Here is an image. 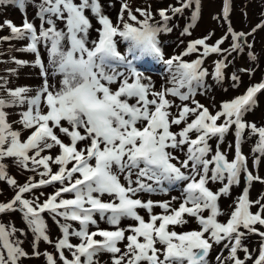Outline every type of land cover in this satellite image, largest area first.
Listing matches in <instances>:
<instances>
[{
    "label": "snow or ice",
    "instance_id": "1",
    "mask_svg": "<svg viewBox=\"0 0 264 264\" xmlns=\"http://www.w3.org/2000/svg\"><path fill=\"white\" fill-rule=\"evenodd\" d=\"M114 2L0 0V7L22 13L20 26L0 21V31L10 32L0 42L26 41L15 51L33 54L34 60L11 61L38 68L41 79L34 88H9L10 81L0 78V182L12 192L0 200V264L41 257L44 264H264V192L250 197L255 183L264 185L259 174L264 124L245 119L264 93V80L218 109L196 99L197 89L201 95L215 86L227 91L226 79L239 88L242 74L252 78L259 57L249 37L264 31V20L247 32L236 30L232 0H223L222 14L213 16L222 34L216 37L210 29L203 37L181 40V52L166 58L161 34L171 33L174 18L191 10V23L180 32L191 37L202 0H175L155 13L137 8L140 18L121 0L115 20L109 15ZM27 3L36 9L31 19ZM137 50L163 66L171 87H155ZM193 54L190 62L184 59ZM211 56L216 58L209 71L205 62ZM243 56L249 67H235ZM229 67H234L230 74ZM9 76L18 78V69ZM13 107L19 120L9 122L13 113L6 109ZM25 130L29 134L22 138ZM230 133L233 141L222 148ZM6 160L19 174L28 173L23 182L9 172ZM172 191L179 194L150 198ZM229 197L225 209L220 201ZM17 212L25 228L8 215ZM45 214L59 237L51 236ZM192 222L197 229L176 230ZM253 238L258 249L248 246ZM41 242L51 250H40Z\"/></svg>",
    "mask_w": 264,
    "mask_h": 264
},
{
    "label": "rangeland",
    "instance_id": "2",
    "mask_svg": "<svg viewBox=\"0 0 264 264\" xmlns=\"http://www.w3.org/2000/svg\"><path fill=\"white\" fill-rule=\"evenodd\" d=\"M11 0H9V3ZM129 5V8L139 17V14L135 12L137 8H143V9H151L154 11L158 9H165L168 7L169 3H175V0H124ZM222 4L223 0H202V13L201 17L196 21V26L191 30L192 36H180V32L185 26L186 23H191L190 20V11L191 10H185V14L183 17L176 16L174 20L172 21L173 24L177 25L174 30L169 34H161V39L163 41L164 47L162 48V51L166 54V58L171 57L173 54H179L181 50L185 47V44H181L180 41L183 40L185 42L203 37L208 33L210 29H215L216 37H219L222 34V27L217 25L216 20L213 19L214 15H221L222 14ZM121 7V0H115L114 2V8L110 10L109 15L110 18L114 19L117 17V13ZM27 15L29 19H31L36 9L32 6L31 3H27L26 8ZM245 12L247 13V18H245ZM125 18H127V13H125ZM156 19H159L158 15L155 16ZM5 19L11 20L15 25L20 26L22 24V13L19 9L12 7V6H6V7H0V21H3ZM230 20L232 22V25L236 30H243V31H249L253 26L257 25L258 23H261L262 20H264V0H232V10L230 12ZM93 23H96L94 20ZM131 22V21H130ZM134 23V22H131ZM9 30L5 27L2 31H0V37L9 35ZM98 37V33H94ZM215 39V37H214ZM249 40L254 43V49L256 54L259 57V63L258 66L254 72V75L250 79L249 76L245 73L241 75V85L239 88H232L230 87V84L232 83L230 79H226L224 82V88L227 89V91L222 90L221 87L215 86L211 87L209 92L206 94L201 95L200 92L201 89H197V96L196 99L199 100L202 104L205 106H209L211 110V105L213 103L216 104L217 109L219 108V105L227 100H231L238 95L243 94L246 91V88L255 83H260L262 80H264V31H257L255 36L249 37ZM26 41H16L11 40L10 42H0V53H3V55H0V78H7L10 83L8 84L9 88H15L17 86H29L34 88L35 86H38L41 84V79L39 78V69L33 68L30 66H24V67H18V65L15 64V62L11 61V58L14 57L15 59L19 60H26V61H33L34 55L30 53L25 52H18L15 51L16 48L21 47V45L26 46ZM12 48L11 51H9V48ZM123 50V49H122ZM196 54H193L190 57H184L185 60H188L189 62L195 58ZM215 56H211L208 58V60L205 62V67H209V71H211V61L215 59ZM44 61L47 60V55L45 52V55L43 57ZM140 63H147L145 66L148 68V70L151 73L152 82L154 83L155 87L159 89L161 85H164L165 87H171L167 83L168 74L163 71L162 65L155 64L154 61L151 59H144ZM250 62L247 60L246 56H243L236 60L234 62L235 67H249ZM18 69V78L16 76H9L10 71H15ZM143 70V69H141ZM234 70V67H229L226 71L230 74L231 71ZM207 83L211 84V78L209 77L206 81ZM2 95V93H0ZM211 97V98H210ZM214 98V99H212ZM177 99V98H172ZM178 102V100H177ZM19 109L13 107L6 109V112L13 113L8 116L9 122H14L19 120V116L16 115ZM248 121L256 122L259 124H264V93L258 94L257 96V106L255 109L248 113L245 117ZM13 129L20 130L22 129V126L19 123H12ZM29 134L28 131H22V138H26ZM234 137L230 133L226 137V143L222 145V148H226L227 142L233 141ZM213 145H215V140L211 141ZM252 143V141H249L247 144L243 146V151L247 154L249 153V145ZM53 154H55V150H53ZM231 157V153H230ZM6 164L9 165V172L17 177L21 182L24 181L25 176L28 175V173H24L23 175L19 174L17 171V168L13 166L11 160L4 161ZM259 174L261 176H264V163L261 164L259 167ZM209 187H211L213 190H216L219 185H212L210 184ZM243 187V184L239 187H234L232 190L233 196L238 195L241 192V188ZM52 188H46L44 191L46 192H52ZM264 192V185H261L260 183H255L251 189L250 197L252 199H255L257 197L258 193ZM178 191H172L170 195H162V194H153L150 198L154 201H160V200H166L170 199V196L172 195H178ZM12 192L9 190V187L7 184L0 182V200H6L11 198ZM145 198L147 197V194H145ZM231 203V197L229 198H223L220 201V204L223 208H228V205ZM156 213H159L161 210L159 208H156L154 210ZM255 211V209H253ZM141 215H145L143 210H140ZM11 216V219L15 222L17 227L25 228V225L21 219L20 213H10L8 214ZM47 223L50 227V234L52 237H59L60 233L57 228V226L47 218V214H45ZM2 219L6 222L8 219V216H3ZM147 219V217H146ZM221 221H226V217H220ZM130 223H134L129 220H123V225H128ZM100 226L102 228L108 227L107 225L103 224L101 222ZM197 229V225L192 222L188 225H185L184 229H180L179 227L176 228L178 232H181L183 230H195ZM31 234L28 235V240H31ZM73 243H77L75 239L72 241ZM250 249L257 248L258 249V243L255 238H253L249 245ZM25 249L29 252H31L30 245L26 242L24 245ZM40 250H51L48 245H45L43 242L40 244ZM226 254V253H225ZM258 253H254L255 255ZM217 255V251H213L211 253L212 257H215ZM241 258H243V253H240ZM105 260H108V254H105L104 256ZM25 264H44L43 257L39 259H27L25 260ZM250 264V262H249Z\"/></svg>",
    "mask_w": 264,
    "mask_h": 264
},
{
    "label": "clouds",
    "instance_id": "3",
    "mask_svg": "<svg viewBox=\"0 0 264 264\" xmlns=\"http://www.w3.org/2000/svg\"><path fill=\"white\" fill-rule=\"evenodd\" d=\"M137 55H140L141 61H143L144 59H151V56H149L147 53L141 54L139 50H137Z\"/></svg>",
    "mask_w": 264,
    "mask_h": 264
}]
</instances>
